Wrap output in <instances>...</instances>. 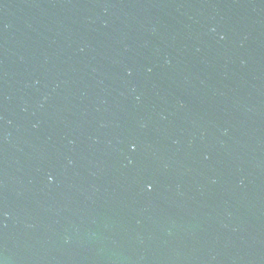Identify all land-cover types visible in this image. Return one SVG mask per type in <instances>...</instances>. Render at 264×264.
I'll return each instance as SVG.
<instances>
[{
    "label": "water",
    "instance_id": "95a60500",
    "mask_svg": "<svg viewBox=\"0 0 264 264\" xmlns=\"http://www.w3.org/2000/svg\"><path fill=\"white\" fill-rule=\"evenodd\" d=\"M0 264H264V0H0Z\"/></svg>",
    "mask_w": 264,
    "mask_h": 264
}]
</instances>
